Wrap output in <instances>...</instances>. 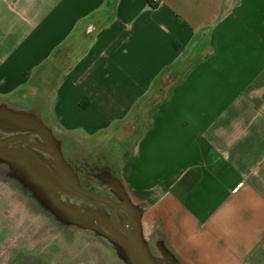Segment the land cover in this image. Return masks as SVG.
Masks as SVG:
<instances>
[{
  "label": "crops",
  "instance_id": "crops-1",
  "mask_svg": "<svg viewBox=\"0 0 264 264\" xmlns=\"http://www.w3.org/2000/svg\"><path fill=\"white\" fill-rule=\"evenodd\" d=\"M152 5L0 0V99L90 143L149 106L119 168L144 243L264 264V0Z\"/></svg>",
  "mask_w": 264,
  "mask_h": 264
},
{
  "label": "rangeland",
  "instance_id": "rangeland-1",
  "mask_svg": "<svg viewBox=\"0 0 264 264\" xmlns=\"http://www.w3.org/2000/svg\"><path fill=\"white\" fill-rule=\"evenodd\" d=\"M148 107L142 108L138 119L129 118L122 134L108 142L90 143L60 134L49 121L43 125L50 129L70 167L90 185L113 190L119 200L132 204L119 168L147 124ZM25 109L0 99V132L22 128L12 115L27 113ZM106 218L101 209L74 200L60 189L39 156L20 147L0 150V264H8L16 253H34L46 264L79 260L78 264H130L108 237Z\"/></svg>",
  "mask_w": 264,
  "mask_h": 264
},
{
  "label": "water",
  "instance_id": "water-1",
  "mask_svg": "<svg viewBox=\"0 0 264 264\" xmlns=\"http://www.w3.org/2000/svg\"><path fill=\"white\" fill-rule=\"evenodd\" d=\"M15 114L12 116L20 119L19 122H21L22 128L3 131L0 134V150L20 147V149L39 156L47 164L49 172L60 186V189L102 208V211L107 215L106 221L110 230L109 234H111V237L109 235L108 237L122 250L130 264H162L150 254V249L141 237L138 222L139 210L129 201L119 202L111 197L82 187L78 177L65 160L58 142L51 136L50 129L44 126L43 122L35 115L28 112H16ZM106 206L112 209L115 216H111L106 211ZM122 211L129 213L131 217L129 221L119 222L123 218ZM112 235L117 241L113 239Z\"/></svg>",
  "mask_w": 264,
  "mask_h": 264
},
{
  "label": "flooded vegetation",
  "instance_id": "flooded-vegetation-1",
  "mask_svg": "<svg viewBox=\"0 0 264 264\" xmlns=\"http://www.w3.org/2000/svg\"><path fill=\"white\" fill-rule=\"evenodd\" d=\"M2 133L3 132H0V134H2ZM67 163L70 165V163L68 161H67ZM70 169L76 174V176L78 177V179H79V181L81 183L80 185L82 187L86 188V190H90V191H93V192H98V193H100V194H102L104 196L111 197L114 200L119 201V202H124L125 201V200H119V198L114 194L113 190H105L102 187H97V186L90 185V183L88 181H86L85 178H83L82 176H80L78 174L76 169H73L71 167H70ZM67 194L69 195V197L73 198L74 200H77V201H80V202H84L85 204H88L89 206L96 207V208H99V209L102 210V208H100L97 204H94L92 202H87V201H85V199L79 198L77 196L70 195L69 193H67ZM106 211L109 214H111V216H113L115 214V213H113L112 209H110L108 206H106ZM122 213H123V218L119 222L124 223V222L129 221L130 218H131L129 213L125 212V211H122ZM104 214L106 215L105 212H104ZM131 222H132V220H131ZM149 246H150V248H149L150 249V254L158 262H160L162 264H175V258L172 255L173 252L170 253L169 257L167 255H165V252L168 251V250L160 242L156 241L155 243H152V245L150 244ZM152 249H154V251H156V252L152 253ZM78 263H80V260L76 261V263H72V264H78ZM8 264H46V263H45V261L42 258H40L38 255H35L34 253H28V254L16 253L15 256L12 257V259L9 261Z\"/></svg>",
  "mask_w": 264,
  "mask_h": 264
},
{
  "label": "built area",
  "instance_id": "built-area-1",
  "mask_svg": "<svg viewBox=\"0 0 264 264\" xmlns=\"http://www.w3.org/2000/svg\"><path fill=\"white\" fill-rule=\"evenodd\" d=\"M151 2H152L153 4H155V3L157 2V0H151Z\"/></svg>",
  "mask_w": 264,
  "mask_h": 264
},
{
  "label": "bare ground",
  "instance_id": "bare-ground-1",
  "mask_svg": "<svg viewBox=\"0 0 264 264\" xmlns=\"http://www.w3.org/2000/svg\"><path fill=\"white\" fill-rule=\"evenodd\" d=\"M110 236V235H109ZM111 237V236H110ZM113 237V239H115L116 241H117V239L114 237V236H112Z\"/></svg>",
  "mask_w": 264,
  "mask_h": 264
},
{
  "label": "trees",
  "instance_id": "trees-1",
  "mask_svg": "<svg viewBox=\"0 0 264 264\" xmlns=\"http://www.w3.org/2000/svg\"><path fill=\"white\" fill-rule=\"evenodd\" d=\"M148 1H151V0H148ZM152 6H154V7H155V4H153Z\"/></svg>",
  "mask_w": 264,
  "mask_h": 264
}]
</instances>
